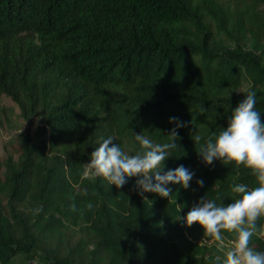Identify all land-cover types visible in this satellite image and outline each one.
Masks as SVG:
<instances>
[{
    "label": "trees",
    "instance_id": "obj_1",
    "mask_svg": "<svg viewBox=\"0 0 264 264\" xmlns=\"http://www.w3.org/2000/svg\"><path fill=\"white\" fill-rule=\"evenodd\" d=\"M219 1L0 0V95L42 120L0 178V264L223 258L233 233L225 231L218 250L184 217L203 196L226 204L237 195L231 185L258 186L244 165H206L198 151L227 127L249 90L264 123V24L253 16L264 0H237L239 21ZM173 116L187 123L163 171L179 164L193 170L188 189L170 183L169 197L141 195L138 177L117 188L86 175L101 139L113 136L134 154V134L167 141ZM250 245L264 250V236Z\"/></svg>",
    "mask_w": 264,
    "mask_h": 264
},
{
    "label": "clouds",
    "instance_id": "obj_2",
    "mask_svg": "<svg viewBox=\"0 0 264 264\" xmlns=\"http://www.w3.org/2000/svg\"><path fill=\"white\" fill-rule=\"evenodd\" d=\"M256 103L255 91L249 90L232 110L227 127H222L214 139L208 138L198 151L206 165L213 164L214 160L223 164H242L258 181V186L254 188L244 183L231 185V191L237 195L226 204L203 196L184 217L188 226L198 222L204 235L217 242L218 250L225 248V231L233 233L231 246L223 252V258L216 256L215 264H264V250L250 245L254 235L264 236V225L258 227L257 223L264 217V123ZM169 119L175 123L168 134L169 139L156 142L142 132L136 133L134 139L140 150L134 154L114 143L113 136L101 139L99 147L95 148L86 163L87 169L117 188L128 183L129 178L138 177L135 185L141 195L154 192L169 197L172 193L170 183L188 189L195 175L193 170L179 164L174 169L163 171L165 158L173 156L172 152L177 147V129L187 123L175 116ZM200 139L196 137L197 141ZM196 183L200 187L204 185L203 179H197Z\"/></svg>",
    "mask_w": 264,
    "mask_h": 264
},
{
    "label": "rangeland",
    "instance_id": "obj_3",
    "mask_svg": "<svg viewBox=\"0 0 264 264\" xmlns=\"http://www.w3.org/2000/svg\"><path fill=\"white\" fill-rule=\"evenodd\" d=\"M217 2V0H216ZM223 9L237 21L244 18V6L237 0H220ZM254 18L264 24V7H258L253 12ZM253 37L248 34L246 44L251 47ZM29 109V107L27 106ZM42 123L40 113L28 112L24 116L22 109L11 98L0 95V178H4L9 163H18L20 159L21 139L27 132H34ZM87 176H93L87 169ZM23 264H39L37 261H23Z\"/></svg>",
    "mask_w": 264,
    "mask_h": 264
}]
</instances>
